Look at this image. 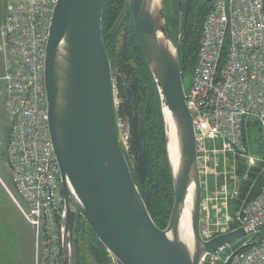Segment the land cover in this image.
Wrapping results in <instances>:
<instances>
[{
	"label": "built area",
	"instance_id": "2783aa9c",
	"mask_svg": "<svg viewBox=\"0 0 264 264\" xmlns=\"http://www.w3.org/2000/svg\"><path fill=\"white\" fill-rule=\"evenodd\" d=\"M57 1L5 0L0 26L5 157L15 197L4 189L32 230L34 264H63V196L43 79ZM185 97L202 189L199 236L209 241L237 228L246 233L237 249L223 247L201 264H264V184L251 197L264 156L249 149L255 136L264 150L263 0H213Z\"/></svg>",
	"mask_w": 264,
	"mask_h": 264
},
{
	"label": "water",
	"instance_id": "95a60500",
	"mask_svg": "<svg viewBox=\"0 0 264 264\" xmlns=\"http://www.w3.org/2000/svg\"><path fill=\"white\" fill-rule=\"evenodd\" d=\"M106 0H58L44 58L46 116L63 196L62 263L77 264L78 219L113 264H201L246 233L199 236L202 189L192 117L178 49L166 30L163 0H125L106 37L127 17L160 102L173 203L159 229L134 183L116 122L111 61L103 45Z\"/></svg>",
	"mask_w": 264,
	"mask_h": 264
},
{
	"label": "trees",
	"instance_id": "16d2710c",
	"mask_svg": "<svg viewBox=\"0 0 264 264\" xmlns=\"http://www.w3.org/2000/svg\"><path fill=\"white\" fill-rule=\"evenodd\" d=\"M124 3L125 0H106L101 25L103 45L111 61L115 98L120 100L115 111L116 122L122 119L127 128L126 147L122 145V150L151 219L162 230L168 223L173 203V189L165 153L164 128L158 94L135 31L129 25L130 18L127 17L115 35L106 37ZM163 3L167 34L175 45L180 32L178 55L184 83L185 78L192 73L202 24L213 0H163ZM123 31L124 39L116 49L119 34ZM256 143L258 144V139L254 136L252 144ZM263 184L264 174L256 180L251 197L256 195ZM80 221L84 220L77 221L75 247L78 255ZM83 225L89 233L91 251L97 264H110L109 255L97 241L90 227L85 221ZM81 264H83L82 259Z\"/></svg>",
	"mask_w": 264,
	"mask_h": 264
},
{
	"label": "rangeland",
	"instance_id": "374dc122",
	"mask_svg": "<svg viewBox=\"0 0 264 264\" xmlns=\"http://www.w3.org/2000/svg\"><path fill=\"white\" fill-rule=\"evenodd\" d=\"M5 0H0V26L3 14V5ZM125 32H120L118 40L116 42V49H118L124 39ZM2 54L0 52V264H31L29 256V227L22 219V215L18 213L16 206L6 193V188L14 197V188L11 182V178L8 172L5 150L7 143V129H6V115L3 109V84L1 80L2 76ZM191 81V74H189L183 83L185 90H188ZM116 99V106L120 104V100ZM119 138L121 145L126 147L123 136L127 134V128L125 122L122 119H118L117 122ZM257 136V134H256ZM264 139V138H262ZM126 142V141H125ZM251 155L257 158L264 156V150L262 145L250 144L249 146ZM252 181L255 180L256 175L251 174ZM245 182L239 178L237 186L242 188ZM234 182H230V186ZM238 198H240L238 196ZM89 233L87 228L82 226L79 229V242L78 247L80 251L81 259L85 261V264H97L94 255L91 251V244L89 240ZM241 242H236L230 246L231 250H235L240 246ZM111 260V259H110ZM110 264H113L112 260Z\"/></svg>",
	"mask_w": 264,
	"mask_h": 264
},
{
	"label": "crops",
	"instance_id": "0c3cea01",
	"mask_svg": "<svg viewBox=\"0 0 264 264\" xmlns=\"http://www.w3.org/2000/svg\"><path fill=\"white\" fill-rule=\"evenodd\" d=\"M2 21V20H1ZM4 99V98H3ZM7 129V128H6ZM19 213V212H18ZM22 217V216H21ZM23 219V217H22ZM23 221L25 222V224L29 227V236H30V245H29V248H28V251H29V256H30V263L31 264H34V252H33V234H32V230L30 228V226L27 224V222L23 219Z\"/></svg>",
	"mask_w": 264,
	"mask_h": 264
},
{
	"label": "flooded vegetation",
	"instance_id": "af4514ba",
	"mask_svg": "<svg viewBox=\"0 0 264 264\" xmlns=\"http://www.w3.org/2000/svg\"><path fill=\"white\" fill-rule=\"evenodd\" d=\"M83 222L84 221H80V224H79V226H80V228L82 227V226H84L83 225ZM79 235V234H78ZM76 254H77V252H76ZM77 264H81V256H80V254L78 255L77 254ZM83 264H85V261L83 260Z\"/></svg>",
	"mask_w": 264,
	"mask_h": 264
}]
</instances>
